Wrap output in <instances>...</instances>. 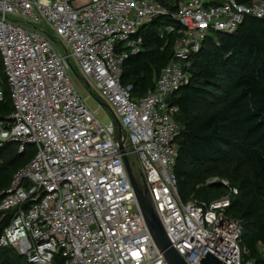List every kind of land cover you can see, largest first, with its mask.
I'll list each match as a JSON object with an SVG mask.
<instances>
[{
    "label": "built area",
    "instance_id": "built-area-1",
    "mask_svg": "<svg viewBox=\"0 0 264 264\" xmlns=\"http://www.w3.org/2000/svg\"><path fill=\"white\" fill-rule=\"evenodd\" d=\"M247 17L264 18V0H185L177 11L159 0H0V55L14 107L0 120V148H35L0 195V212L12 216L0 249L29 264H169L150 234L126 155L132 171L130 156L139 159L134 175L187 264H201L208 252L226 264H254L241 245L244 221L228 213L236 187L226 183L229 195L212 201L180 195V108L173 104L202 43L215 32L236 33ZM161 18L178 22L180 37L155 88L135 96L134 84L122 82L124 64L143 50L139 31ZM52 32L66 54L53 46ZM72 58L110 109L111 125L80 97ZM4 100L0 86V105Z\"/></svg>",
    "mask_w": 264,
    "mask_h": 264
},
{
    "label": "trees",
    "instance_id": "trees-1",
    "mask_svg": "<svg viewBox=\"0 0 264 264\" xmlns=\"http://www.w3.org/2000/svg\"><path fill=\"white\" fill-rule=\"evenodd\" d=\"M252 1L256 0H237ZM172 7L177 11L179 5ZM169 25L176 32H168ZM180 29L178 22L161 18L139 31L143 50L125 61L122 76L123 84H134L135 96L155 88L173 58ZM192 61L189 83L173 98L180 108L175 166L180 195L185 200L199 197L197 186L211 165L226 164L223 175L239 191L229 216L244 221L241 245L249 252L246 260L264 264V18L247 17L236 33H212ZM0 86L5 94L0 105V120H4L14 107L1 55ZM34 156L33 146L23 154L14 144L0 148V195ZM11 218L0 212V237ZM0 264L29 263L13 249L3 248Z\"/></svg>",
    "mask_w": 264,
    "mask_h": 264
},
{
    "label": "rangeland",
    "instance_id": "rangeland-1",
    "mask_svg": "<svg viewBox=\"0 0 264 264\" xmlns=\"http://www.w3.org/2000/svg\"><path fill=\"white\" fill-rule=\"evenodd\" d=\"M172 5H176L185 0H164ZM53 33V32H52ZM53 39L51 40L53 46L56 50L61 52L62 54H66L65 47L63 43L60 41L59 37L53 33ZM71 63L74 66V70L69 72L72 83L77 89L80 97L88 107V109L97 113L98 120L105 126L111 125L113 120V115L110 109L106 105H101L97 100V97L91 94L89 87L87 86L86 81L77 66L76 60L74 58L71 59ZM129 145V142L127 143ZM131 162L133 164V172L136 176L140 175L141 165L139 163V159L137 156H130ZM227 166L224 163H218L216 165H211L210 170L206 172V176L204 180L198 184L196 192L198 193L200 200L211 201L218 200L227 195H229V189L225 186L228 183V187H234L232 182L228 180L223 175V172L226 171ZM224 188V189H222Z\"/></svg>",
    "mask_w": 264,
    "mask_h": 264
},
{
    "label": "water",
    "instance_id": "water-1",
    "mask_svg": "<svg viewBox=\"0 0 264 264\" xmlns=\"http://www.w3.org/2000/svg\"><path fill=\"white\" fill-rule=\"evenodd\" d=\"M117 140L120 145L121 151L123 153H126L125 147H124L125 137L122 135L121 128L118 131ZM124 160H125V164H126V168L129 174L130 181L132 183L136 197L138 199V203L140 205V208L142 210V213L148 225L150 234L152 238L154 239L156 245L160 249V251L163 253L165 260L169 264H187L185 260L178 254L175 248L172 247L166 235V232L162 226V223L157 214V211L153 205L149 192L147 189H143L141 185L139 184L138 180L136 179L132 171L128 157L126 155L124 156ZM205 257H206L205 259L203 258L200 261L201 264H226L220 261V259H218L217 257H215L209 252L207 253Z\"/></svg>",
    "mask_w": 264,
    "mask_h": 264
}]
</instances>
